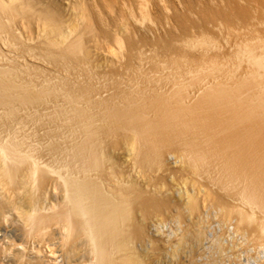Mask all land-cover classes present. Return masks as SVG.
<instances>
[{
    "label": "bare ground",
    "instance_id": "1",
    "mask_svg": "<svg viewBox=\"0 0 264 264\" xmlns=\"http://www.w3.org/2000/svg\"><path fill=\"white\" fill-rule=\"evenodd\" d=\"M207 201L264 264V0H0V264H185Z\"/></svg>",
    "mask_w": 264,
    "mask_h": 264
},
{
    "label": "rangeland",
    "instance_id": "2",
    "mask_svg": "<svg viewBox=\"0 0 264 264\" xmlns=\"http://www.w3.org/2000/svg\"><path fill=\"white\" fill-rule=\"evenodd\" d=\"M56 193H57V191H56ZM209 203H210L209 201H207L206 204L204 203V206H203V209H202L203 212L201 211V215H202V218L204 220V233H205L204 237H206L208 235L207 236L208 238H204L203 237L204 238V239H202L203 242L201 241V244L200 243H199V245L197 244L199 246V248L196 247V246H195V249L193 248V252H194L193 253L194 254L193 255V261L191 260L190 262H187L185 260L186 262H184V263L185 264L186 263H188V264H190V263L191 264H203V263L205 264V263H207L206 262L207 260L205 261L206 257L208 258L209 255L213 252V249L211 250V252L208 251L211 248V242H212L211 240H214V239H217V238L219 240H221L223 238L222 242L224 244H225V241H228L225 245L223 244V249L224 250L223 249H222V251L220 250L221 253L217 254V255H219L218 256L219 259L221 257L220 260H221L222 264H239V263L245 264L247 261H250V260L254 259L255 258L254 256L258 253V251L260 249L259 242L256 241L251 236H249L250 234L243 232L242 229H240V228L236 229L235 226L233 227L229 223L228 218L225 219V218L220 217V214L218 213V211L212 205H210ZM209 206H210V208H209ZM155 217H157V218H155ZM151 219H152L151 220L152 224L151 223L149 224V227H148V229L150 228L149 232H156V229L157 230L158 229L162 230V232L163 231L164 232L163 233L161 232V235L163 237H165V239L167 238L168 234H171L170 236H172V231L179 233L180 229H181V232H182V228L184 227L183 222H181L183 225H178L179 223L176 220H174V217L170 216V215H167V214H165V215H160L159 214L157 216H153V218H151ZM175 222H177V223H175ZM54 227L57 228V226H54ZM4 228L5 227L0 228V234H3V232H4L8 236L11 235L10 237L13 236L12 238H17L19 236V234H17L18 231L16 232V229L13 226H7L6 229H4ZM184 228H183V231H184ZM244 231H246V230H244ZM217 235L221 239L219 237H217ZM55 236H58V234L56 233ZM0 237H1V235H0ZM57 240H58L57 238H54L53 239V243L55 241H57ZM32 241H34L35 244L37 243L35 240H32ZM32 241L31 242L30 241H25V244L26 245H32L33 244ZM209 241H211V242H209ZM165 243H166L167 247L165 245L161 249L156 250V252L154 254V256H156V257H153L154 259H151L152 262L150 261L149 262L150 264H167V263H169V261L174 260V258H172V257H171L172 259L170 258V256H171L170 255L171 254V252H170V248H171L170 244L167 243V242H165ZM232 244H234L233 247H232ZM183 246H182L183 250H181V252L183 251V255H186L187 251H185V250L187 249L186 248L187 246L186 247L185 246L183 247ZM204 247H206V248H204ZM204 249H206V250H204ZM201 250H202V252H201ZM157 251H158V253H157ZM209 252H210V254H209ZM159 253H160V255H159ZM207 253H208V256H207ZM214 254L216 255V253H212L211 255L215 256ZM181 255H182V253H181ZM232 255H234V257ZM181 258L183 260L182 256H181ZM58 259H60V257Z\"/></svg>",
    "mask_w": 264,
    "mask_h": 264
}]
</instances>
